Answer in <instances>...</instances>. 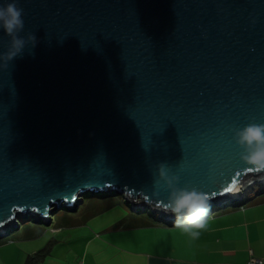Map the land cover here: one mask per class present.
Segmentation results:
<instances>
[{
	"label": "water",
	"instance_id": "1",
	"mask_svg": "<svg viewBox=\"0 0 264 264\" xmlns=\"http://www.w3.org/2000/svg\"><path fill=\"white\" fill-rule=\"evenodd\" d=\"M19 6V35L37 43L0 68V237L19 217L49 226L88 193L174 224L168 192L153 195L161 161L208 194L209 215L264 182L232 139L264 123V0ZM8 40L0 30V50Z\"/></svg>",
	"mask_w": 264,
	"mask_h": 264
},
{
	"label": "crops",
	"instance_id": "2",
	"mask_svg": "<svg viewBox=\"0 0 264 264\" xmlns=\"http://www.w3.org/2000/svg\"><path fill=\"white\" fill-rule=\"evenodd\" d=\"M110 203L107 210L84 221L77 219V212L63 214L69 219L76 217L77 222L65 226L55 220V225H49L52 231L48 239L40 224L22 223L9 232H14L13 239L1 241L0 237V264H24L29 255L49 242L48 253L38 264H248L252 257L264 264L261 190L242 206L212 212L207 227L195 240L151 212L131 211L123 200ZM118 205L128 212L119 208L116 215H105ZM125 218L127 226L112 228ZM133 221L140 225H130Z\"/></svg>",
	"mask_w": 264,
	"mask_h": 264
},
{
	"label": "clouds",
	"instance_id": "3",
	"mask_svg": "<svg viewBox=\"0 0 264 264\" xmlns=\"http://www.w3.org/2000/svg\"><path fill=\"white\" fill-rule=\"evenodd\" d=\"M24 9L19 0H0V30L7 37L6 50H0V68H7L9 63L21 55L28 44L35 47L37 38L34 33L20 36L24 31ZM232 139L241 149L239 159L249 170L264 173V123L251 121L243 127L233 128ZM179 172L161 161L157 165V174L153 180L158 196L160 190L168 192L164 211L175 216L174 226L191 239H198L201 231L207 227V217L211 210L208 194L190 184L180 186Z\"/></svg>",
	"mask_w": 264,
	"mask_h": 264
},
{
	"label": "trees",
	"instance_id": "4",
	"mask_svg": "<svg viewBox=\"0 0 264 264\" xmlns=\"http://www.w3.org/2000/svg\"><path fill=\"white\" fill-rule=\"evenodd\" d=\"M258 190H261L264 193V187H262V188L260 187ZM253 193H255V191ZM88 194H90V193H88ZM90 196L94 197V199H90L85 204V202H84L85 199L83 197V202L81 204H84V207L81 208L80 207L81 204H80L76 211L70 212V213H76V212L79 213L80 215L76 216L78 220L84 221L87 218H90L92 216L100 214V213L104 212L105 210H107L112 205V203H110L108 201V198L110 196L111 197L113 196V194H111V193L110 194H108V193H95V194H90ZM122 200H123V198H122ZM241 204H244V203H241ZM235 206H237V205H235ZM65 212H68V211L65 210ZM76 217L74 219H69L68 216H66V215H63L62 217L56 215V218H58V219L55 218V220H57V224H59V225L61 224V225L68 226V225H72L74 222L75 223L77 222V221H75V220H77ZM127 219L128 218H125V219L118 221L117 223H115L112 226V228L127 226V224H126ZM18 222H19V220H18ZM24 222L26 223L27 220ZM19 223H20V225L22 224L21 222H19ZM130 225L139 226L140 223H138L137 221L136 222L133 221L132 223H130ZM6 239H7V237H1V241H4ZM51 243L52 242H49L45 247H43V248L37 250L36 252H34L33 254L29 255L26 258L24 264H38V263H40L42 261V259L46 256V254L48 253L49 246L51 245Z\"/></svg>",
	"mask_w": 264,
	"mask_h": 264
},
{
	"label": "rangeland",
	"instance_id": "5",
	"mask_svg": "<svg viewBox=\"0 0 264 264\" xmlns=\"http://www.w3.org/2000/svg\"><path fill=\"white\" fill-rule=\"evenodd\" d=\"M259 182V183H258ZM255 184H253L250 188H255L254 189V191L255 192H257L258 191V189L261 187H264V183L262 184V185H260V187L259 186H257L258 184H261L260 183V181H256V182H254ZM258 183V184H257ZM256 186V187H255ZM253 193H251L250 191H247L246 193H245V197H244V199L246 200L249 196H251ZM110 199H115V201H110V202H117V201H119V202H121V200H122V196H118V195H113L112 197L110 196L109 197ZM84 202H85V204L90 200V199H94V197H92V196H90V194H86V195H84ZM244 199L241 201V202H243L244 203ZM126 206L128 207V205L126 204ZM80 207L82 208V207H84V204H81L80 205ZM119 208H124L125 209V211L126 212H128L127 211V209H126V207H124L123 205H118V206H114V207H111L107 212H105V215H107V216H112V215H116L117 213H119L120 211H121V209H119ZM129 208V207H128ZM64 213H70V212H65V210H58V211H56L53 215H52V223H51V226H53V225H55V218H56V215H58L59 214V216H63V214ZM18 220H19V222H21V223H25L24 221V219L23 218H21V217H19L18 218ZM26 223H28V224H31L32 222H30V221H27ZM24 226V225H23ZM22 226V227H23ZM38 226H41V228L43 229V231H44V235H45V238L46 239H48L50 236H51V234H50V232L49 231H52L51 230V227H49V226H45V225H43V224H40V225H38ZM13 234H14V232H11L9 235H7L6 237L7 238H9V239H13ZM37 241V240H36Z\"/></svg>",
	"mask_w": 264,
	"mask_h": 264
},
{
	"label": "built area",
	"instance_id": "6",
	"mask_svg": "<svg viewBox=\"0 0 264 264\" xmlns=\"http://www.w3.org/2000/svg\"><path fill=\"white\" fill-rule=\"evenodd\" d=\"M259 183V182H258ZM261 184H258L257 186H260V185H262L264 182L262 181V182H260ZM253 184H255L254 182L251 184V186L253 185ZM254 189L255 188H249L248 190L251 192V193H253L254 192ZM246 196V195H245ZM239 206H242V204H240ZM211 215V214H210ZM209 215V216H210ZM248 264H261V260H259V259H257V258H254V257H252L250 260H249V262H248Z\"/></svg>",
	"mask_w": 264,
	"mask_h": 264
},
{
	"label": "bare ground",
	"instance_id": "7",
	"mask_svg": "<svg viewBox=\"0 0 264 264\" xmlns=\"http://www.w3.org/2000/svg\"><path fill=\"white\" fill-rule=\"evenodd\" d=\"M258 184V183H257ZM256 187V186H255Z\"/></svg>",
	"mask_w": 264,
	"mask_h": 264
}]
</instances>
